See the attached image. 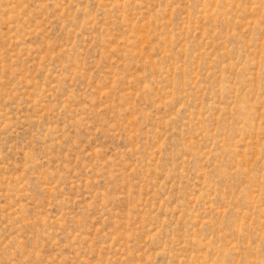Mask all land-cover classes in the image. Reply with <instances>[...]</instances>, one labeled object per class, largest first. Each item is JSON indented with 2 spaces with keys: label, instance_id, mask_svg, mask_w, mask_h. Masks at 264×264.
<instances>
[{
  "label": "rangeland",
  "instance_id": "1",
  "mask_svg": "<svg viewBox=\"0 0 264 264\" xmlns=\"http://www.w3.org/2000/svg\"><path fill=\"white\" fill-rule=\"evenodd\" d=\"M0 264H264V0H0Z\"/></svg>",
  "mask_w": 264,
  "mask_h": 264
}]
</instances>
